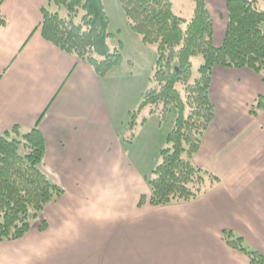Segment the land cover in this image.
<instances>
[{"label": "crops", "instance_id": "1", "mask_svg": "<svg viewBox=\"0 0 264 264\" xmlns=\"http://www.w3.org/2000/svg\"><path fill=\"white\" fill-rule=\"evenodd\" d=\"M44 2L0 0L7 22L0 28V135L37 128L45 141L41 170L64 195L23 238L0 244V264H249L226 244V231L264 254V113L250 114L264 97V78L248 69L213 71L215 117L194 163L220 186L189 204L139 207L151 194L146 174L123 143L104 85L124 63L99 78L46 41ZM206 2L219 47L226 0Z\"/></svg>", "mask_w": 264, "mask_h": 264}, {"label": "trees", "instance_id": "2", "mask_svg": "<svg viewBox=\"0 0 264 264\" xmlns=\"http://www.w3.org/2000/svg\"><path fill=\"white\" fill-rule=\"evenodd\" d=\"M44 39L89 66L99 78L123 63L121 50L108 43L110 19L103 0H44ZM130 28L144 45L157 47L154 87L144 93L140 111L174 115L162 162L146 176L150 197L139 207L189 204L217 189L220 180L194 163L209 130L215 107L210 88L215 68L248 69L264 78V0H226L227 26L222 44L214 43V22L206 0H192L189 20L174 12L172 0H119ZM6 18L0 10V28ZM202 58L195 71L194 59ZM264 113V97L250 114ZM45 141L35 128L26 134L15 126L0 135V244L23 238L45 208L64 195L41 170ZM46 224L42 229H46ZM226 244L249 264H264V254L239 235L226 231Z\"/></svg>", "mask_w": 264, "mask_h": 264}, {"label": "rangeland", "instance_id": "3", "mask_svg": "<svg viewBox=\"0 0 264 264\" xmlns=\"http://www.w3.org/2000/svg\"><path fill=\"white\" fill-rule=\"evenodd\" d=\"M103 2L112 34L108 43L112 49L121 50L124 63L116 71L112 69L104 79L107 97L116 108L119 133L133 162L151 177L152 171L162 162L160 151L169 146L167 136L174 121V113L163 120L158 114H149L148 109L140 111L144 93L155 85L152 80L158 59L157 47L141 42L140 36L128 25L119 0ZM172 2L178 16L186 20L192 17L195 9L192 0ZM194 62L196 71L202 58L197 57Z\"/></svg>", "mask_w": 264, "mask_h": 264}]
</instances>
